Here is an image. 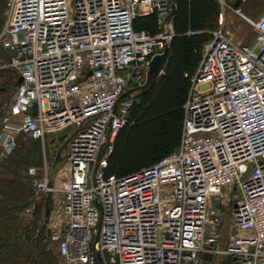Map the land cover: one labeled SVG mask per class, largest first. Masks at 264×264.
<instances>
[{"label":"built area","instance_id":"1","mask_svg":"<svg viewBox=\"0 0 264 264\" xmlns=\"http://www.w3.org/2000/svg\"><path fill=\"white\" fill-rule=\"evenodd\" d=\"M248 1L217 0L220 26L191 77L177 149L117 177L105 169L134 101L126 91L144 83L149 59L170 44L175 0H6L0 47L10 58L0 68L23 80L0 118V161L19 135L44 143L76 131L62 188L45 146L43 166L28 171L37 196L63 192L49 229L56 264H200L208 254L264 264V11L246 14ZM228 9L249 25L253 44L224 29ZM153 12L157 33L134 29L136 16ZM225 209L232 223L223 243Z\"/></svg>","mask_w":264,"mask_h":264},{"label":"trees","instance_id":"2","mask_svg":"<svg viewBox=\"0 0 264 264\" xmlns=\"http://www.w3.org/2000/svg\"><path fill=\"white\" fill-rule=\"evenodd\" d=\"M175 2L174 36L169 44L165 73L149 92L134 99L129 119L120 129L109 155L106 176L136 174L171 154L181 142L184 105L191 88V77L200 66L204 45L211 39V32L219 27L220 6L217 0ZM6 8V0H0V31L5 23ZM133 27L137 31L157 33V13L136 16ZM9 58L10 53L0 47V62ZM18 79V73L13 69L0 68V118L13 102ZM69 134L70 131L61 135L62 139ZM56 141L53 139L52 144ZM42 163V140L26 135H20L16 149L0 161V264L58 262V246L43 228L47 199H40L31 218L25 212L34 196L38 197L28 168ZM214 259L212 254L202 257L207 263ZM221 262L234 264L231 256H224Z\"/></svg>","mask_w":264,"mask_h":264},{"label":"rangeland","instance_id":"3","mask_svg":"<svg viewBox=\"0 0 264 264\" xmlns=\"http://www.w3.org/2000/svg\"><path fill=\"white\" fill-rule=\"evenodd\" d=\"M242 8L243 11L252 16L253 18H257L260 14L263 13L264 11V2L261 0H249L248 2L242 4ZM224 25V29L230 31L231 36L234 40L239 41V42H243V43H249V44H253L254 42V32L250 29L249 25L239 16H237L236 14H234L230 9H228L225 13V19L223 22ZM220 26V23H219ZM16 91L17 89H15L13 91V98L16 95ZM12 98V101H13ZM72 127L69 128H65L59 132H52L48 134V137L45 139V142H42V147H43V157H44V146L46 148L47 151V155H48V159L49 156H53L54 154L57 153L59 147L63 144V142L65 141V139H62L63 137H61V135H65L67 134ZM56 139V143L52 144V140ZM23 140V139H21ZM66 150L63 152V155H65ZM50 163L52 161V159H49ZM63 164L57 165L54 170H56V172H59V169L62 167ZM31 166H35V167H42V165H31ZM29 166V168L31 167ZM58 167V168H57ZM28 168V171H29ZM29 175V172H28ZM57 187L60 189L63 187L62 183L58 184ZM55 190L52 191L50 193H44L42 195H38V197L34 196L35 199L33 201H37L38 204H40V199H42V201L44 199H49V207H50V214L48 217V222L46 227L44 228V230L47 231L49 238L52 240L51 238V234H50V227H51V223L53 221H55V219H58L60 214H61V207H62V203H63V192L61 190ZM226 190L228 189V187L225 188ZM38 207V206H37ZM33 214H28L26 213V216H28L29 218L32 217ZM45 217H46V213H45ZM45 217H44V222H45ZM223 226L221 227L220 231L222 233V242L224 243L226 241V239L228 238L231 230V223H232V219L231 216L229 214L228 209H225L224 213H223ZM44 224V223H43ZM215 259L213 260V262H205L204 260L201 261L200 264H221L223 256H214Z\"/></svg>","mask_w":264,"mask_h":264},{"label":"water","instance_id":"4","mask_svg":"<svg viewBox=\"0 0 264 264\" xmlns=\"http://www.w3.org/2000/svg\"><path fill=\"white\" fill-rule=\"evenodd\" d=\"M170 56V46L168 45L165 47L162 51L155 53L152 55V57L148 61V69L146 71V79L143 84L138 85L136 87H132L126 91V94H129L132 98H137L140 95L146 94L151 90L153 85L159 80V78L162 76V74L165 73L168 61ZM22 76L18 79V84L22 82ZM76 133L73 132L71 135H69L63 144L59 147L55 159V164L61 162L64 160L63 152L68 149L69 142L72 138V136ZM49 199L47 200V207H46V217L45 222L43 224V228L46 227L48 222V217L50 214V207H49ZM236 264V263H234Z\"/></svg>","mask_w":264,"mask_h":264},{"label":"crops","instance_id":"5","mask_svg":"<svg viewBox=\"0 0 264 264\" xmlns=\"http://www.w3.org/2000/svg\"><path fill=\"white\" fill-rule=\"evenodd\" d=\"M47 137H48V135H47ZM46 137V138H47ZM68 150V149H67ZM66 150V151H67ZM56 155H57V153L55 154V156H54V158H52V156H49V159H52V161H51V164H50V166H51V169H52V173H53V181H54V185H58V184H61L62 183V173H61V168L59 169V172L57 173L56 172V170H54V168L57 166V165H60V164H64V160H65V158H64V160H62L61 162H59V163H56L55 164V159H56ZM65 155H66V153H65ZM64 155V156H65ZM54 159V160H53ZM50 162V161H49ZM63 166V165H62ZM58 168V167H57Z\"/></svg>","mask_w":264,"mask_h":264}]
</instances>
